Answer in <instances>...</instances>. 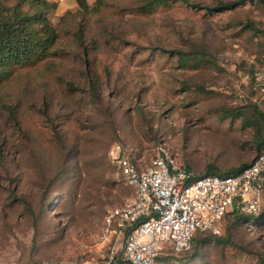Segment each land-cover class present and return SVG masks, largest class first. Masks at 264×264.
Segmentation results:
<instances>
[{"label": "rangeland", "instance_id": "obj_1", "mask_svg": "<svg viewBox=\"0 0 264 264\" xmlns=\"http://www.w3.org/2000/svg\"><path fill=\"white\" fill-rule=\"evenodd\" d=\"M189 1L202 9L144 14L139 0H104L85 16L78 6L52 13L55 54L0 86V264H110L105 218L133 195L113 162L118 147L149 164L164 143L200 174L260 152L253 106L238 93L264 61V2L207 12L235 0ZM171 51L207 65L182 68ZM203 238L198 264H264V220L230 215L221 236Z\"/></svg>", "mask_w": 264, "mask_h": 264}, {"label": "built area", "instance_id": "obj_2", "mask_svg": "<svg viewBox=\"0 0 264 264\" xmlns=\"http://www.w3.org/2000/svg\"><path fill=\"white\" fill-rule=\"evenodd\" d=\"M243 82L248 92L238 96L264 104V61ZM113 162L134 195L106 216L101 239L110 244V264H181L176 258L191 249L197 231L219 237L230 214L264 212V148L249 166L226 176L197 177L164 143L149 164L121 147Z\"/></svg>", "mask_w": 264, "mask_h": 264}, {"label": "trees", "instance_id": "obj_3", "mask_svg": "<svg viewBox=\"0 0 264 264\" xmlns=\"http://www.w3.org/2000/svg\"><path fill=\"white\" fill-rule=\"evenodd\" d=\"M75 1L78 6V13L82 16L98 10L104 4V0H97L95 6L91 7L88 0ZM250 1L253 2L254 0ZM261 1L264 2V0ZM177 2H183L192 9H202L199 4L191 3L189 0H139V10L144 14H151L159 7L171 6L172 3ZM242 3L243 0L221 2L213 8L205 7L204 10L207 12L228 10ZM57 9L58 3L50 0H0V86L4 85L18 68L55 54V48L61 39V32L58 26H55L52 22L51 15ZM68 14H71V12L68 11ZM65 16H62L60 21L64 20ZM247 27L253 29L254 24H249ZM170 53L177 57L179 66L185 69L196 70L207 65L199 52L171 51ZM249 104L253 106L251 110L256 116L257 128H259L256 144L261 152L264 148V109L260 110L258 106L264 108V104H255L250 101ZM129 153L135 157L131 152ZM252 162L242 164L238 168L224 173L218 172L214 166H209L205 174L196 173L193 168L184 165L197 177L206 175L226 176L239 173ZM125 184L133 191V188L126 181ZM230 215H235L237 221L245 220L250 224H261L264 220V217L259 218L238 213ZM205 235H210L213 238L217 237L208 232L197 231L192 239L191 249L181 254L176 260L181 264H198L196 261L197 255L191 253L194 245H198L207 239L203 238ZM226 243H231V241L228 239ZM109 247L110 244L108 243V250ZM118 261L120 264H130L122 259H118Z\"/></svg>", "mask_w": 264, "mask_h": 264}, {"label": "crops", "instance_id": "obj_4", "mask_svg": "<svg viewBox=\"0 0 264 264\" xmlns=\"http://www.w3.org/2000/svg\"><path fill=\"white\" fill-rule=\"evenodd\" d=\"M50 1L57 2L58 9H61L62 12L68 9H71V8H75L77 6V3L75 0H50ZM117 264H120V263H117Z\"/></svg>", "mask_w": 264, "mask_h": 264}, {"label": "water", "instance_id": "obj_5", "mask_svg": "<svg viewBox=\"0 0 264 264\" xmlns=\"http://www.w3.org/2000/svg\"><path fill=\"white\" fill-rule=\"evenodd\" d=\"M263 216H264V212L258 215V217H263Z\"/></svg>", "mask_w": 264, "mask_h": 264}]
</instances>
